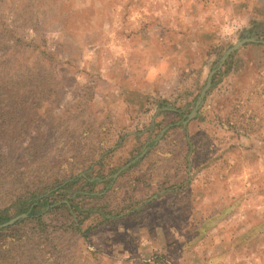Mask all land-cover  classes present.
<instances>
[{
    "label": "rangeland",
    "instance_id": "obj_1",
    "mask_svg": "<svg viewBox=\"0 0 264 264\" xmlns=\"http://www.w3.org/2000/svg\"><path fill=\"white\" fill-rule=\"evenodd\" d=\"M251 37L264 0H0V264H264V43L187 119Z\"/></svg>",
    "mask_w": 264,
    "mask_h": 264
},
{
    "label": "water",
    "instance_id": "obj_2",
    "mask_svg": "<svg viewBox=\"0 0 264 264\" xmlns=\"http://www.w3.org/2000/svg\"><path fill=\"white\" fill-rule=\"evenodd\" d=\"M245 42L264 43V40H257V39H254L252 37L251 38H243V39L235 41L231 46H229L228 48L225 49V51L220 56V58H219V60L217 62V65L209 71V73L207 75V79L205 81V84L202 87V89L200 90V93H199V95L197 96V98L195 100V104H194L193 108L187 114V119L193 117L196 114L197 108H198V106H199V104L201 102V99H202V97H203V95L205 93V90L210 85V77H211V75L215 72L216 69H218L222 65L224 59L227 57V55L229 53L234 51L236 48H238L240 45H242ZM15 219H16V217L11 218L8 221L4 222L2 225H8V224L12 223Z\"/></svg>",
    "mask_w": 264,
    "mask_h": 264
},
{
    "label": "trees",
    "instance_id": "obj_3",
    "mask_svg": "<svg viewBox=\"0 0 264 264\" xmlns=\"http://www.w3.org/2000/svg\"><path fill=\"white\" fill-rule=\"evenodd\" d=\"M132 163H133V162H132ZM83 181H85V184H86V185H90V184L92 183V181H91V182L88 181V177H86V176H83ZM67 184H71V183H67ZM67 184L65 183L64 186H66ZM83 192H86V191H83ZM50 194H51V193H50ZM86 194H87V193H86ZM88 194H89V193H88ZM83 195H85V194H83ZM94 195L96 196L97 194H94ZM44 202H48V204H52V203H54L55 201H53L51 198H49V196H45L43 199L41 198V199L36 200L35 203H34L33 205H31V208H30V210L28 211L26 218H29V217H36V215L38 214V208L40 207V203H44ZM60 206L65 207V208L70 212V210L65 206V203H63V202H60L59 204H56V203H55L53 206H50V207H49V210L54 209V208H56V207H60ZM26 208H27V207H26ZM26 208H25L24 210H26ZM71 208H72V210H74V211H78V210H80V207H78L76 204H75V205L71 204ZM91 210H92L91 208H87V207H85V211H86V212H83V214L86 215L87 212H90ZM83 211H84V210H83ZM83 217H84V216H83ZM35 219H38V218H35ZM2 220H5V219H4L3 216L1 217V215H0V221H2ZM80 220H82V219H78L77 222L79 223ZM91 229H92V227L87 226V227L84 228L83 231H81L80 234H81L82 236H86V234H87Z\"/></svg>",
    "mask_w": 264,
    "mask_h": 264
}]
</instances>
